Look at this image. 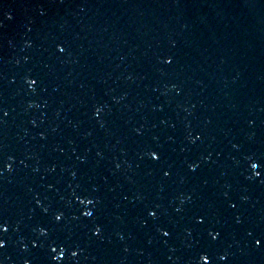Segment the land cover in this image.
Here are the masks:
<instances>
[{
    "label": "water",
    "instance_id": "water-1",
    "mask_svg": "<svg viewBox=\"0 0 264 264\" xmlns=\"http://www.w3.org/2000/svg\"><path fill=\"white\" fill-rule=\"evenodd\" d=\"M257 160L264 0H0V264H264Z\"/></svg>",
    "mask_w": 264,
    "mask_h": 264
},
{
    "label": "snow or ice",
    "instance_id": "snow-or-ice-1",
    "mask_svg": "<svg viewBox=\"0 0 264 264\" xmlns=\"http://www.w3.org/2000/svg\"><path fill=\"white\" fill-rule=\"evenodd\" d=\"M6 16V19L8 20H11L12 17L11 16H8L7 14H5ZM58 50L63 53L65 51V49L63 47H59L58 46ZM166 64H171L173 62V60L171 58H167L165 59L164 61ZM28 87L30 89H33L34 90V86L37 84V81L32 79V80H29L28 82ZM97 114L100 113V109L98 108L97 110ZM8 113L7 112H2V116H7ZM200 137L199 136H196L194 138V141L195 142L196 140H199ZM149 157L150 159L153 161V162H158L160 159H161V156L158 152H150L149 153ZM190 167V171H193L195 172L197 170V168L199 167V165H196L195 167L193 166H189ZM250 168H251V172H252V175L249 177V179H261L262 177H264V160H257L255 162H251L250 163ZM9 171L11 170L10 168L8 169ZM3 173L0 172V175H2ZM164 175L165 176H169L170 173L168 171H165L164 172ZM78 200V203L81 204V205H84L85 204V200H87V204L88 205H95V201L92 200V199H80V198H77ZM37 203L39 204L40 202L37 201ZM233 209L237 207L236 203H232L230 205ZM44 213L47 214L48 212V209L47 208H44L43 209ZM179 211V209H178ZM95 215L94 211H91V210H85L83 211V217L85 218H88V219H91L93 216ZM148 215L152 218V219H156L157 218V215H158V211L156 209H151L149 210L148 212ZM54 221L56 223H60L63 219H64V215L63 213H56L54 214ZM198 224H203L205 223V220L201 217V218H198L197 221H196ZM237 223H239V218H237ZM8 227L6 226V223L5 222H0V249H3L6 247V244H7V241L4 239V235L8 232ZM40 234L43 236V235H47V230L44 229V228H41V232ZM92 234L99 238L101 235H102V227L100 226H95L93 229H92ZM162 235L165 236V237H168L170 235V233L168 231H163L162 232ZM209 237L211 240L215 241L219 238V235L220 233L219 232H215L214 230L213 231H210L208 233ZM251 235V234H250ZM254 244L256 247L258 248H264V238H256L254 240ZM33 247H38L37 244H34ZM51 252L52 253H57V248L56 247H53L51 248ZM63 252H64V249L61 248L60 249V254H57L54 259L56 260H61L63 259ZM71 255L73 257L77 256L78 253L76 251H72ZM219 259L221 261H224V260H227V257L226 256H223L221 255L219 257ZM200 260H201V264H210V261H211V257L210 256H207L206 254L205 255H201L200 256Z\"/></svg>",
    "mask_w": 264,
    "mask_h": 264
}]
</instances>
